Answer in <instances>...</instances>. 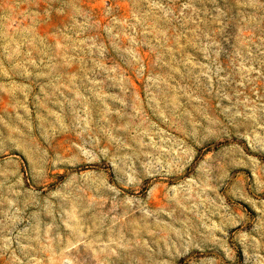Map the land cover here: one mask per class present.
<instances>
[{"label": "rangeland", "instance_id": "obj_1", "mask_svg": "<svg viewBox=\"0 0 264 264\" xmlns=\"http://www.w3.org/2000/svg\"><path fill=\"white\" fill-rule=\"evenodd\" d=\"M0 264H264V0H0Z\"/></svg>", "mask_w": 264, "mask_h": 264}]
</instances>
